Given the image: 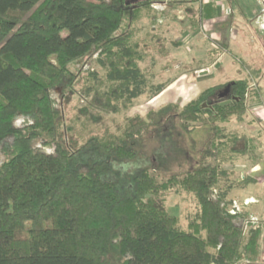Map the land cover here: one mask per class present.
Here are the masks:
<instances>
[{
	"label": "trees",
	"instance_id": "trees-1",
	"mask_svg": "<svg viewBox=\"0 0 264 264\" xmlns=\"http://www.w3.org/2000/svg\"><path fill=\"white\" fill-rule=\"evenodd\" d=\"M127 1L0 0V264H258L264 223L244 231L221 207L236 187L256 183L227 166L241 158L256 166L263 157L256 139L227 126L245 121L251 78L230 83L231 103L203 106L216 86L180 110L187 131L195 123L211 128L199 165L185 174L161 179L148 167H129L143 155L145 121L128 120L122 134L97 127L104 113L129 109L145 95L155 98L169 84L152 83L141 67L154 52L166 53L170 41L164 27H149L154 0ZM190 1L170 4L180 9ZM216 11L212 3L200 4L186 18L189 32ZM96 53L97 70H71ZM208 55L212 63L218 58ZM79 80L90 129L77 128L80 118L67 122L52 98L60 88L68 105L66 92ZM20 115L31 124L16 128ZM37 142L54 153L37 149ZM173 191L197 201L186 229L165 205Z\"/></svg>",
	"mask_w": 264,
	"mask_h": 264
},
{
	"label": "rangeland",
	"instance_id": "rangeland-1",
	"mask_svg": "<svg viewBox=\"0 0 264 264\" xmlns=\"http://www.w3.org/2000/svg\"><path fill=\"white\" fill-rule=\"evenodd\" d=\"M207 1H210L213 5L218 2V0ZM198 3L199 2L197 1L189 2L180 9H173L171 4H169L167 9L162 13H159L156 9L150 6L151 11L155 16L149 27L152 29H157L158 26L165 27L167 29L165 37L170 41L165 43V47L167 49L166 53L161 52L159 54L154 52L152 56L148 57L146 61L141 64V67L152 83L158 84L168 80L171 82L175 81L176 83L173 85L172 90L165 92L156 98H150L147 95L142 96L135 102L133 107L124 109L118 113H104L101 123H98L97 125V127H101V131L103 132L107 130L111 133L122 134L128 125V120L130 121L132 118L136 120V118H139L140 121H145L147 126L142 132V143L140 148L143 155L133 161L129 167L131 169L141 166L148 167L158 172L161 179H166L174 174H185L186 172L196 168L199 165L201 152L211 135L210 126L200 123L190 124L189 128H191V130L187 131L184 127L185 123L180 116V110L190 101L196 99L207 88L217 86V94L219 95V93L222 92L223 89H226L228 85H230V82L234 79L236 81L239 76H243L242 74L245 76L248 74L247 69H245L247 63H244V60L246 59L240 55H238L239 59L243 60H239L236 56L234 58H232L231 55L226 56L227 64L231 67L226 68L223 65L220 68L212 69L214 64L212 63L209 55L203 53V51L196 53V50H193V47L191 53L184 50V35L186 32H189L187 25L188 21L186 18L196 15L195 12L197 10L196 7H198ZM222 5H226V3L223 2ZM256 12L257 14L255 19L257 25L260 16L259 8L258 10L256 9ZM158 19H162L163 23L157 24ZM228 20L229 19H227V21ZM147 26L148 23L146 21L141 23L142 33L145 32ZM206 30L207 29L205 28V30L200 31V34L195 38L196 40H199V46L204 44L207 41V38L210 37V34ZM249 36L248 39L252 41V43L255 42L254 48L257 49L258 47L256 45L259 44L258 42L260 41H258L259 36L256 33V30L254 29V33L253 35L251 34L250 38ZM244 39L245 41L247 40L245 36ZM200 50H204V47ZM215 55L219 56L218 53H215ZM253 56L254 57L249 60L247 59L246 61H254V59L257 58V62L263 61V49L262 51H255ZM95 59H97V57L94 58L93 56L92 60L88 62H81L76 65L72 64L70 68L72 71H76V69L81 68L82 72L87 74L89 71L91 72L97 70V66L94 64ZM85 65L89 66L88 70L83 68ZM208 69L211 70L210 74L200 76V72ZM241 71L243 73H241ZM81 87L82 80H79L76 82L74 92L72 94L68 93L67 90L66 95L68 94L70 97L68 105L63 103V91L60 88L52 91V98L55 100V107L66 112L65 120L67 122L71 121L73 123L77 118H80L84 121V123H77V128L90 129L93 125L89 121L90 119H88L89 115L86 111H82V109L86 106L87 101L81 97ZM258 89V80L255 81L251 79L246 96L248 113H246L247 115L245 116V120L246 122L248 121V124L254 125L257 133H261V140L264 141V97L259 94V91H257ZM190 91L192 92L189 94ZM217 94L210 96L203 103V106L204 104L207 105L206 107H208V104L213 105V103L218 100ZM167 105H177L179 108L174 107L168 114L160 117L157 112L159 109ZM149 116L153 117L152 120L149 119ZM85 117H87L88 120H85ZM31 122L32 120L30 118L20 115L14 120V126L16 128H23L31 124ZM238 124L240 123L233 121L227 126L236 127ZM85 133H87V131ZM83 137L84 140L86 136ZM76 138L80 139L77 136ZM35 147L45 151L46 153H54L55 151L54 147H43L41 142H37ZM3 160H5V155L0 150V161ZM227 168H233L239 179L243 176L246 177V175L243 174V164L236 163L235 166H227ZM263 177L262 175H259L260 180ZM252 189L253 185L243 187L242 189L241 187H236L233 190L232 195L229 196V199L242 201L241 191L244 190L245 192H251ZM165 205L169 209L170 213L178 216L180 225L185 229L187 228L190 218L195 215L197 210V201L193 194L186 193L184 191L179 194L175 193V191L169 193L167 195ZM249 213L252 212L249 211ZM262 220V223H264V217H262ZM235 222L239 225L242 224L239 219ZM262 226H264V224ZM261 245L262 259L258 262V264H264V236L262 238Z\"/></svg>",
	"mask_w": 264,
	"mask_h": 264
},
{
	"label": "crops",
	"instance_id": "crops-1",
	"mask_svg": "<svg viewBox=\"0 0 264 264\" xmlns=\"http://www.w3.org/2000/svg\"><path fill=\"white\" fill-rule=\"evenodd\" d=\"M195 1L199 2L198 7L200 4L206 5L208 3H211L210 1L207 0H194L190 2H195ZM256 1L257 0H218V2H216L214 5L217 10L216 15L208 19H205L202 22V26L199 31L195 33H190V32L185 33L183 39L184 50L191 53L193 47V50H196V53L203 51V53L207 55L209 54V52L212 53L213 55H215V52H217L219 56L217 60L213 62L214 65L212 69L220 68L223 65L226 68L231 67L230 65L227 64V60H226L227 55H231L232 58L236 56L238 59H239L238 55H240L244 59L249 60L250 58L254 57L253 54L255 51L257 50L262 51V49L264 51V33H260L257 30L256 19H255V16L257 14L256 9L258 10V7L255 6ZM223 2H225L226 5H222ZM169 4L170 1H167L168 6ZM224 6L226 7L232 6L233 7L232 13H230L229 15L227 13H224V8H226ZM198 7L196 8L198 9ZM227 19L229 20L227 21ZM187 25L189 26V22L187 23ZM205 28L207 29L206 31L210 34V37L207 38V41L204 44L199 46L198 45L199 40H196L195 38L200 34V31L205 30ZM254 29L256 30V33L259 36L258 41H260L258 42L259 44L256 45L258 47L257 49L254 48L255 42L252 43V41L248 39L249 35L250 36L251 34L253 35ZM164 31L166 34L167 29L165 27H164ZM244 36L247 38L246 41L244 39ZM202 47H204V50H200ZM239 60H243V59H239ZM246 60H244V63L245 64L247 63L246 67L243 64H241L248 71L247 74L248 76L247 75L246 76L251 78L252 80L255 81L258 80L259 89L257 91H259V94L262 97H264V60L258 62L256 61L258 60V58L254 59V61H246ZM248 69L254 71V75L251 74ZM205 71L207 72L206 73L207 75L211 73L210 69ZM241 73L243 72L241 71ZM199 74L200 76L202 75L201 72ZM242 75L243 76H239L236 80L246 78L244 74ZM233 81H235V79ZM175 83H176L175 81L173 82L169 81V84L166 87V89L158 96L164 94L165 92L171 91ZM191 92L192 91H190L189 94ZM247 122L245 120L241 124L236 125V127L240 129V131L247 133L250 137L256 139V141L260 143L259 151L261 152L263 157L256 166H251V163L247 158H241L237 162V164L244 165V168H242L244 169L243 174H245L246 176H250L256 180V183L251 184L253 185V189L251 192H245L244 190H243L244 192L241 191L242 192L241 198L243 200L249 197H254L255 199H257L258 203L250 206L248 210L251 211L253 214L259 215L260 217H264V177H263L264 176V141L261 140L262 138L260 137L261 133L260 132L257 133V130H255L254 128V125H250ZM259 175H262L263 177L261 180L259 179ZM232 192L230 193V195H232Z\"/></svg>",
	"mask_w": 264,
	"mask_h": 264
},
{
	"label": "built area",
	"instance_id": "built-area-1",
	"mask_svg": "<svg viewBox=\"0 0 264 264\" xmlns=\"http://www.w3.org/2000/svg\"><path fill=\"white\" fill-rule=\"evenodd\" d=\"M167 2L154 1L151 3V7L156 9L159 13L164 12L167 9ZM255 6L259 8V20L257 23V30L260 33H264V0H257ZM233 7L227 6L224 8V13L228 15L232 13ZM162 19H158L157 24H162ZM97 57V54L94 55V58ZM85 70L89 69V66L85 65L83 67ZM217 190H214L213 199L216 200ZM258 203V200L254 197L246 198L242 201L232 200L229 203H221V207L225 208L227 213L231 216L238 217L239 221L242 222L241 225L237 224V226L242 227L244 231H247L250 227L257 226L263 222L262 217L253 213H247L245 215V210L247 211L250 206ZM240 264V263H235Z\"/></svg>",
	"mask_w": 264,
	"mask_h": 264
},
{
	"label": "flooded vegetation",
	"instance_id": "flooded-vegetation-1",
	"mask_svg": "<svg viewBox=\"0 0 264 264\" xmlns=\"http://www.w3.org/2000/svg\"><path fill=\"white\" fill-rule=\"evenodd\" d=\"M231 85V84H230ZM217 92L218 91H216L213 95H211V96H214V95H216L217 94ZM218 95V94H217ZM233 98V95H232V87H230V88H226V89H223V91L222 92H220L219 93V95H218V100L216 101V102H222V101H224V100H226V99H228V100H226V101H229V100H231ZM226 101H224V102H226ZM215 102V103H216ZM215 103H213V104H215ZM223 103V102H222ZM208 106H211V105H208ZM212 107V106H211Z\"/></svg>",
	"mask_w": 264,
	"mask_h": 264
},
{
	"label": "water",
	"instance_id": "water-1",
	"mask_svg": "<svg viewBox=\"0 0 264 264\" xmlns=\"http://www.w3.org/2000/svg\"><path fill=\"white\" fill-rule=\"evenodd\" d=\"M138 1H139V0H129V1H127V4L129 5V4H131V3H137ZM154 1L167 2V1H173V0H154ZM178 1H181V0H178ZM206 73H207L206 71H202V72H201L202 75H204V74H206ZM230 87H231V85H228V88H230ZM235 98H236V97H233L231 100L221 103V105H225V104L231 103L232 100L235 99ZM206 106H207V105L204 104V107H206Z\"/></svg>",
	"mask_w": 264,
	"mask_h": 264
}]
</instances>
